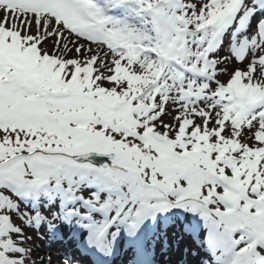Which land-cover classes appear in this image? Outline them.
<instances>
[{"label": "snow or ice", "instance_id": "snow-or-ice-1", "mask_svg": "<svg viewBox=\"0 0 264 264\" xmlns=\"http://www.w3.org/2000/svg\"><path fill=\"white\" fill-rule=\"evenodd\" d=\"M257 10L0 0V264H264Z\"/></svg>", "mask_w": 264, "mask_h": 264}, {"label": "bare ground", "instance_id": "bare-ground-1", "mask_svg": "<svg viewBox=\"0 0 264 264\" xmlns=\"http://www.w3.org/2000/svg\"><path fill=\"white\" fill-rule=\"evenodd\" d=\"M246 28V27H244ZM243 28V29H244ZM67 240L63 241V244H67ZM200 249L201 244L199 240L194 242L184 243L182 246L173 247L172 252L167 250H161L159 253L160 264H173L179 257L180 261H188V264H199L200 261ZM62 245L57 244L53 251H62ZM202 256L205 257V254L202 252ZM209 258V257H208ZM206 258V259H208Z\"/></svg>", "mask_w": 264, "mask_h": 264}]
</instances>
